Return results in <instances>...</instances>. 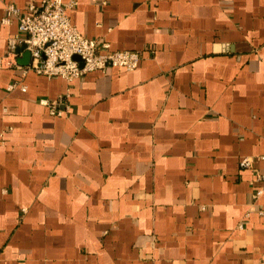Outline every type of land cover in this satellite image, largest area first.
<instances>
[{"label": "crops", "instance_id": "obj_1", "mask_svg": "<svg viewBox=\"0 0 264 264\" xmlns=\"http://www.w3.org/2000/svg\"><path fill=\"white\" fill-rule=\"evenodd\" d=\"M40 1L0 0V264H264V0H77L142 57L70 82L7 56Z\"/></svg>", "mask_w": 264, "mask_h": 264}, {"label": "built area", "instance_id": "obj_2", "mask_svg": "<svg viewBox=\"0 0 264 264\" xmlns=\"http://www.w3.org/2000/svg\"><path fill=\"white\" fill-rule=\"evenodd\" d=\"M77 5V0H41L39 4L30 3L28 12L22 15L19 9L7 4L4 6L3 23H10L14 18L18 21V30L25 36L8 39V57L15 59L22 51H16L17 46L23 45V50L30 53V61L20 66L25 73L34 70L51 76H60L67 82L79 78L91 71H105L107 67H121L126 71L135 69L141 59L137 50L109 51L108 44L99 45L95 39L83 36L72 24L67 11ZM106 49L105 51H101ZM77 55L80 60L74 59ZM4 64L0 58V67ZM19 82H12L6 86L10 91ZM25 90V86L21 85ZM69 97V91L55 101L40 99V104L48 107L51 115H62L68 111V105L61 103L63 98ZM252 163L250 157L240 159L241 167H248ZM261 186L252 191V198L257 199L264 190V175H257ZM242 227L241 225H239Z\"/></svg>", "mask_w": 264, "mask_h": 264}, {"label": "water", "instance_id": "obj_3", "mask_svg": "<svg viewBox=\"0 0 264 264\" xmlns=\"http://www.w3.org/2000/svg\"><path fill=\"white\" fill-rule=\"evenodd\" d=\"M74 59L80 60V58L77 55L74 56ZM29 61H30V53L29 51L25 50L22 56L18 58V62L23 65H26L29 63Z\"/></svg>", "mask_w": 264, "mask_h": 264}]
</instances>
